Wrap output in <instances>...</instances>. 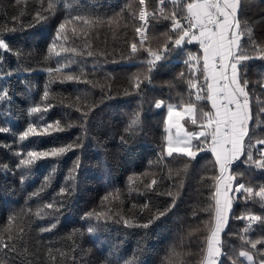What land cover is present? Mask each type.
<instances>
[{
    "label": "trees",
    "instance_id": "16d2710c",
    "mask_svg": "<svg viewBox=\"0 0 264 264\" xmlns=\"http://www.w3.org/2000/svg\"><path fill=\"white\" fill-rule=\"evenodd\" d=\"M55 3L53 12L48 0H0V39L11 49H0V94L5 88L10 93L0 101V126L10 128L0 134V246L9 245L0 247V264H202L214 224L213 194L219 175L214 157L209 151L195 160L175 154L170 158L163 152L168 104L192 103L211 110L206 100H196L197 90L189 86L192 73L184 64L189 51L197 55L201 51L198 44H185L152 72L146 63L147 49L171 47L169 38L176 33L170 17L173 11L183 15L182 9L172 0L163 4L146 0V9L156 18L150 15L141 47L135 31L141 26L139 0ZM114 12H121L120 18L109 23ZM37 13L47 18L38 20ZM72 15L107 18L95 26L80 25L75 35L69 26L68 39L56 42L60 55L49 53L58 25ZM238 19L244 32L241 43L255 57L256 49L264 48V0H240ZM133 43L136 54L131 52ZM202 64L196 73L201 82ZM246 64L250 135L255 143L264 139V60ZM61 66L62 71H55ZM182 71L184 78L179 76ZM68 75L77 79L70 81ZM157 101L165 106L156 108ZM45 105H50L47 112L30 114L32 107ZM134 120L138 122L133 124ZM56 121L64 131L19 140L29 123ZM182 123L189 130L198 129L188 120ZM69 143L79 146L56 159L18 167L28 150ZM258 149L264 145L253 149L257 159ZM232 173L234 187L238 183L249 184L254 191L264 187V170L255 166L238 161ZM153 179L158 183L150 190L147 185ZM62 188L71 189L70 194L62 195ZM245 195L230 193L233 205L221 235L222 264H248L240 251L252 255L254 264L264 260V243L253 249L247 242L264 240V224L257 221L245 232L246 220L235 218L252 214L264 220V201L256 196L245 200ZM59 201L63 203L59 211L44 208ZM150 220L149 227L141 226ZM89 227L94 231L90 233Z\"/></svg>",
    "mask_w": 264,
    "mask_h": 264
},
{
    "label": "snow or ice",
    "instance_id": "6c2138e0",
    "mask_svg": "<svg viewBox=\"0 0 264 264\" xmlns=\"http://www.w3.org/2000/svg\"><path fill=\"white\" fill-rule=\"evenodd\" d=\"M163 4L164 0H160ZM140 10L138 19L141 26L136 27L135 31L141 37L140 46L144 44V33L147 29V24L150 15L155 19V15L151 14L146 9V0H139ZM172 4L179 9H182L183 15H178L176 11L171 14L172 32L176 33L175 38H169L171 47L165 48L159 52H153L147 49L149 59L147 60L148 71L155 70L157 63L163 59L168 58L175 49H181L185 44H198L201 55L188 53L187 59L184 61L189 72L192 73V79H189V86L191 89H196V100H206L210 105V111H205L203 108L198 109L197 105L188 103L183 106L167 105V115L165 119V132L168 133L165 137V145L163 148L164 154L167 157L174 158L176 156L186 157L189 160H195L199 153L209 151L215 160V165L218 169L219 175L215 177L216 185L214 192L215 207H214V224L211 226L210 235L207 238V246L203 256L202 264H222L221 233L224 232L228 225L230 213L233 205V197L229 195L230 192L236 194L244 193V199L247 200L252 196L259 197L264 201V187H260L258 191L246 183H238L233 186V180L236 175L232 173V166L240 161L246 165L255 166V168L264 170V149H258L259 158L253 155V149L257 145H264V139H257L252 143L253 129L250 127L252 120V113L250 110L248 91L249 81L246 77L247 61L252 59L264 60V48L256 49V56L248 53L247 48L241 43L244 34L241 29L240 21L238 19V11L240 7V0H172ZM55 0H48V10L55 11ZM123 9H121V12ZM121 12H114L111 18L105 15H100L95 18L85 17L82 15H72L65 17L63 22L58 25L54 40L51 42L48 51L54 53L56 56L60 55L57 51L58 41L67 40V32L71 26L73 35L77 33L80 25L85 27L102 24L105 19L111 23L113 20L120 18ZM47 17L37 13V19L43 20ZM165 19L169 17L165 16ZM0 49L4 52H10L11 49L5 40L0 39ZM138 51L137 44L131 45L132 54ZM202 64L203 80L196 75L198 65ZM62 67H58L55 71H62ZM49 71H53L49 69ZM185 72L179 74L180 78H184ZM68 80L77 79L73 75L67 76ZM264 87V85H261ZM136 88L140 87V83L135 84ZM10 93L7 88L0 94V101L9 98ZM49 92L46 90L43 97L46 100ZM165 106L163 101H157L156 108ZM50 105L32 107L31 113H40L42 110L47 112ZM199 111V115H198ZM264 111V108L261 109ZM87 113H85V116ZM188 120L191 124L196 125L199 131H187L182 124V121ZM133 121V124L137 123ZM172 129H175V135L172 134ZM59 121L46 122L41 125H36L34 122L29 123L26 130L19 135V140L24 141L30 136L37 135H51L53 132L64 131ZM10 132L9 127L0 126V134ZM194 141L196 143H194ZM78 144L69 143L67 145L56 146L53 145L45 150H28L26 157L21 156L19 165L23 167H31L37 162L44 159H56L68 151L74 150ZM20 155V153H17ZM246 157L245 160H241ZM79 164L75 166L78 171ZM47 180V177H45ZM158 181L153 179L151 184L147 185L148 189H152ZM62 195H68L71 189L62 188L60 190ZM171 195V193H169ZM107 199V197H105ZM175 201H173L174 206ZM63 206L62 201L55 203H46L44 208L55 209ZM147 207V205H145ZM171 207L165 211H160L155 219L167 214ZM39 214V213H38ZM91 216L92 213H88ZM97 219L100 214L97 213ZM236 219H244L248 222V226L244 229L248 232L252 224L259 221L264 224V220L258 215H242L235 217ZM145 223L141 226L147 228L150 223ZM125 225L130 226V221L125 220ZM49 229H42L47 231ZM88 231H94L93 227H89ZM251 243V247L255 249L257 244L264 243V240L247 241ZM0 247L8 248V244ZM240 257H245L249 264L253 261V256L247 251H240ZM264 264V260L260 261Z\"/></svg>",
    "mask_w": 264,
    "mask_h": 264
},
{
    "label": "bare ground",
    "instance_id": "6f19581e",
    "mask_svg": "<svg viewBox=\"0 0 264 264\" xmlns=\"http://www.w3.org/2000/svg\"><path fill=\"white\" fill-rule=\"evenodd\" d=\"M16 16V15H15ZM11 17V16H10ZM13 17V16H12ZM19 17V16H18ZM17 18V17H16ZM11 20H12V18H11ZM5 25H7V24H5ZM4 26V25H3ZM10 26V25H9ZM12 26V25H11ZM1 27H2V25H1ZM8 28V27H7ZM1 29V28H0ZM10 29V28H9ZM2 32V31H1ZM6 35V34H5ZM78 152V151H77ZM81 154V153H80ZM87 154H88V152H87ZM75 155V154H74ZM78 156H79V154H77ZM92 156V155H91ZM95 156V155H94ZM97 156V155H96ZM103 156V155H102ZM69 157V156H68ZM76 158V157H75ZM74 158V159H75ZM99 159V158H98ZM99 160H101V159H99ZM61 161V160H60ZM73 161V160H72ZM77 161H78V159H77ZM76 162V161H75ZM86 162V161H85ZM89 163H90V161H89ZM98 163V162H97ZM102 163V162H101ZM95 167V166H94ZM81 168V167H80ZM87 168V167H86ZM56 169V168H55ZM59 169V168H58ZM68 170V169H67ZM86 170V169H85ZM87 174V173H86ZM84 175V174H83ZM90 176H91V174H90ZM61 177V176H60ZM25 178V177H24ZM33 178V177H32ZM93 178V177H92ZM22 179V178H21ZM86 179V178H85ZM90 179H91V177H90ZM93 181H94V179H92ZM19 181V180H18ZM86 182H88L87 180H85ZM95 181H96V179H95ZM91 182V181H90ZM79 183H81V182H79ZM18 184V183H17ZM83 184V183H82ZM89 185H90V183H88ZM84 185V184H83ZM96 185H98V184H96ZM88 186V185H87ZM94 186V185H93ZM92 187V186H91ZM96 187V186H95ZM98 188H102V187H100V186H98ZM92 189V188H91ZM20 190V189H19ZM27 190V189H26ZM29 190V189H28ZM93 190V189H92ZM100 190V189H99ZM101 191V190H100ZM99 191V192H100ZM22 192V191H21ZM90 192V191H89ZM90 193H92V192H90ZM34 194V193H33ZM94 194V193H93ZM98 194V193H97ZM99 194H101V193H99ZM22 195H24V194H22ZM21 195V196H22ZM51 195V194H50ZM53 195V194H52ZM92 195V194H91ZM20 196V197H21ZM95 196V195H94ZM98 196V195H97ZM96 196V197H97ZM14 197V196H13ZM12 197V198H13ZM25 197V195L22 197V198H24ZM30 197V196H29ZM95 197V198H96ZM99 197H101V195H99ZM8 200V199H7ZM26 200V199H25ZM24 200H22V202H23ZM25 202V201H24ZM36 202V201H35ZM26 203V202H25ZM23 204V203H22ZM28 204H30V203H28ZM7 207V206H6ZM3 211V210H2ZM14 229V228H13ZM11 230V229H10ZM9 232V231H8ZM20 232H21V230H20ZM10 233V232H9ZM14 233V232H13ZM19 233V232H18ZM121 233H124V232H121ZM11 234V233H10ZM14 236V235H13ZM8 237V236H7ZM6 238V237H5ZM9 238H11V237H9ZM11 240V239H10ZM8 241V240H7ZM5 242V241H4ZM11 242V241H10Z\"/></svg>",
    "mask_w": 264,
    "mask_h": 264
},
{
    "label": "built area",
    "instance_id": "2783aa9c",
    "mask_svg": "<svg viewBox=\"0 0 264 264\" xmlns=\"http://www.w3.org/2000/svg\"><path fill=\"white\" fill-rule=\"evenodd\" d=\"M148 28H149V21H148V24H147V29H146V31H145V33H144V40H145V37H146V33H147V31H148ZM137 40H138L139 43L141 42V37H139L138 35H137ZM246 224H248L247 221H246Z\"/></svg>",
    "mask_w": 264,
    "mask_h": 264
},
{
    "label": "rangeland",
    "instance_id": "374dc122",
    "mask_svg": "<svg viewBox=\"0 0 264 264\" xmlns=\"http://www.w3.org/2000/svg\"><path fill=\"white\" fill-rule=\"evenodd\" d=\"M167 109V108H166ZM166 115H167V112H166ZM184 123V122H183ZM182 123V124H183ZM184 128L187 130V131H199V128L198 129H195V130H189V129H187L186 127H185V125H184ZM175 132H176V130L175 129H172V134L173 135H175ZM168 134V133H167ZM195 142V141H194ZM245 260L246 261H248L246 258H245Z\"/></svg>",
    "mask_w": 264,
    "mask_h": 264
},
{
    "label": "crops",
    "instance_id": "0c3cea01",
    "mask_svg": "<svg viewBox=\"0 0 264 264\" xmlns=\"http://www.w3.org/2000/svg\"><path fill=\"white\" fill-rule=\"evenodd\" d=\"M201 56H202V53L200 54ZM202 61V60H201ZM203 63V62H202ZM230 195V194H229ZM246 262H248V264H249V261H246ZM251 264H254L253 263V261L251 262ZM258 264H260V263H258Z\"/></svg>",
    "mask_w": 264,
    "mask_h": 264
}]
</instances>
